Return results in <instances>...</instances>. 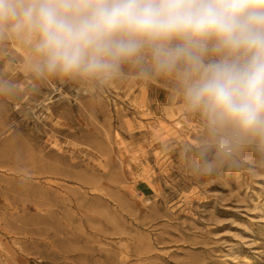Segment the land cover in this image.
Returning <instances> with one entry per match:
<instances>
[{
	"label": "rangeland",
	"instance_id": "obj_1",
	"mask_svg": "<svg viewBox=\"0 0 264 264\" xmlns=\"http://www.w3.org/2000/svg\"><path fill=\"white\" fill-rule=\"evenodd\" d=\"M185 71L49 72L0 28V264H264V130L192 108Z\"/></svg>",
	"mask_w": 264,
	"mask_h": 264
},
{
	"label": "clouds",
	"instance_id": "obj_2",
	"mask_svg": "<svg viewBox=\"0 0 264 264\" xmlns=\"http://www.w3.org/2000/svg\"><path fill=\"white\" fill-rule=\"evenodd\" d=\"M0 28L64 75L114 72L150 46L159 69L186 66L192 108L264 130V0H0Z\"/></svg>",
	"mask_w": 264,
	"mask_h": 264
},
{
	"label": "bare ground",
	"instance_id": "obj_3",
	"mask_svg": "<svg viewBox=\"0 0 264 264\" xmlns=\"http://www.w3.org/2000/svg\"><path fill=\"white\" fill-rule=\"evenodd\" d=\"M178 124H179V123H178ZM178 124H177V125H178ZM155 125H156V123H155ZM179 125H180V124H179ZM152 126H153V125H152ZM150 127H151V126H150Z\"/></svg>",
	"mask_w": 264,
	"mask_h": 264
}]
</instances>
